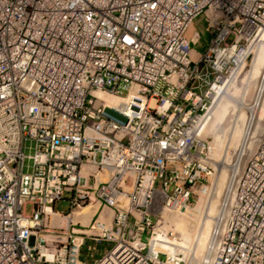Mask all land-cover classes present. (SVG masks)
<instances>
[{"label":"built area","instance_id":"built-area-1","mask_svg":"<svg viewBox=\"0 0 264 264\" xmlns=\"http://www.w3.org/2000/svg\"><path fill=\"white\" fill-rule=\"evenodd\" d=\"M263 33L264 0H0V264H186L160 211L215 182L207 114ZM235 165L195 264H264V127Z\"/></svg>","mask_w":264,"mask_h":264},{"label":"bare ground","instance_id":"bare-ground-1","mask_svg":"<svg viewBox=\"0 0 264 264\" xmlns=\"http://www.w3.org/2000/svg\"><path fill=\"white\" fill-rule=\"evenodd\" d=\"M244 57L251 60V70L246 80L247 83L245 84V89L243 88L244 94L239 100L234 101L232 96L235 92L234 90H236V82H234L236 77L230 80L228 79L221 81L217 87L218 89L222 90L221 94L217 100H213V103L210 106L203 133V136L207 138V128L214 119V115L215 123H217L228 115L230 109H237V111L233 110V117L230 126L227 129V134L221 139L223 146L226 148L237 147L235 165L237 167H239L241 158L250 149L253 139L255 138L259 128V123L264 121V66L259 83L256 87L253 102L249 106L248 104L244 103V98L247 97L246 95L249 91L250 82L256 78L257 66L262 60H264V33L261 35L260 41L257 44L246 49L244 52ZM244 62L245 60L240 61L236 71H240L244 67ZM238 73L239 72H237L235 75L237 76ZM102 97L108 104H113L116 102L111 97L103 95ZM232 100L236 103L235 108H233L231 105ZM243 110L248 112V117L244 126L242 124ZM222 161L223 160H220L219 163H214V165L217 167H222ZM219 171V174H216L217 177L213 191H211V185L207 192H200L198 194V200L196 201L198 206L195 204L196 206L194 208L177 210L170 213L160 211L163 223L162 226L158 228L157 235L154 237V242H162V245L161 247H156L155 251H161L167 254L181 253L186 259V264H195V262H198L203 258L206 241L208 240L209 234L211 233L210 231L212 229V221L214 219L213 217L216 214V202L227 182L226 172L223 170V168ZM211 194H213V197L209 200V196ZM90 212V208H86L85 217H76L78 214H73L68 218H65L64 221L75 218L76 220H80V222L83 224L87 222V219L83 221V218H88ZM167 228L173 229V233L165 234L167 232ZM176 232L178 234L179 232L181 233L179 238L174 235Z\"/></svg>","mask_w":264,"mask_h":264},{"label":"rangeland","instance_id":"rangeland-1","mask_svg":"<svg viewBox=\"0 0 264 264\" xmlns=\"http://www.w3.org/2000/svg\"><path fill=\"white\" fill-rule=\"evenodd\" d=\"M198 25H199V27H198L197 31L198 32L200 31L199 32V39H200L199 41H201V42L207 41L208 40V35L203 32V28L205 26L203 24V21H202L201 17L198 19ZM227 42L229 43L230 40L227 41ZM247 59H248V61H246V64L244 65V67L240 71H236L237 70L236 69L232 73V75L228 78L230 80V79H233L234 77H236V79L234 81V82H236V85H235L236 90H234L235 92L233 91L234 93H233V96H232V98H234L233 99L234 101L235 100L236 101L239 100L241 98V96L244 94L243 88L245 87V84L247 83L246 80H247V77H248L249 72L251 70V62H250L251 60L249 58H247ZM263 66H264V60H262L259 63V65L257 66L256 78L253 81L250 82L249 91H248V93L246 95L247 97L244 98V103L248 104V106L253 102V98H254V95H255L256 87H257V85L259 83L260 76H261V74L263 72ZM237 72H239V73L236 76L235 74H237ZM228 79H226V80H228ZM233 100H232L231 105L233 106V108H235V104L236 103ZM233 110L237 111V109H230L228 115L225 118H223L221 121L217 122V123H215V115H214V119L212 120L210 125H208V128H207V135H208L207 138H208V141L210 142V146H211L210 160L213 163H219L220 160H223L221 162L222 163V167H219V170L223 168V170L225 172L228 169L227 164L230 163L231 161H233V158L237 157V147L226 148L225 146H223L222 141H221V139L223 137H225V135L227 134V129L230 126V123H231V120H232V117H233V115H232L233 114ZM242 113H243V123L242 124L244 126V124L246 122V119L248 117V112L246 110H243ZM263 127H264V121L259 123V128L257 130L255 138L253 139V143H252L250 149L241 158V161L239 163V167L254 152V150L256 148V145H257V142H258V138H259V136H260V134H261V132L263 130ZM224 155H225V158H224ZM219 172L220 171L217 170V175L219 174ZM217 175H216V177H217ZM213 188H215V182L212 184L211 191H213ZM63 200L64 201H62V202L55 203L53 208H54V210L58 211L61 214H66L68 212V206H69L68 203H67V196H64ZM196 205H194L192 208H194ZM83 219H84L83 221H85L86 219L88 220V218H83ZM86 223L87 222H85L83 224H86ZM160 226H162L161 223H160ZM177 232L174 235L179 238V235H181V233L179 232V234H178ZM147 233H148V231H145V233L143 235V240H145V238L147 237ZM109 246L110 245H107V244L93 245L90 242H86L85 247L82 250V256L83 257L81 259L86 261L87 254H88V249H90V248H94V250H97V252H98L97 256H99L100 253L102 252V250L105 249V248H108Z\"/></svg>","mask_w":264,"mask_h":264},{"label":"crops","instance_id":"crops-1","mask_svg":"<svg viewBox=\"0 0 264 264\" xmlns=\"http://www.w3.org/2000/svg\"><path fill=\"white\" fill-rule=\"evenodd\" d=\"M199 25H198V19L193 21L190 29L187 32L188 37H191V35H193V33H199L197 31ZM200 40V39H199ZM197 41V43H195L194 45H191V53H190V57L192 59H195L197 56H199L201 53H203V51L205 50L206 46H207V41L201 42V41ZM72 220H76L75 218Z\"/></svg>","mask_w":264,"mask_h":264}]
</instances>
